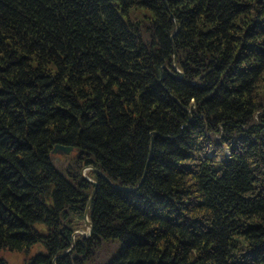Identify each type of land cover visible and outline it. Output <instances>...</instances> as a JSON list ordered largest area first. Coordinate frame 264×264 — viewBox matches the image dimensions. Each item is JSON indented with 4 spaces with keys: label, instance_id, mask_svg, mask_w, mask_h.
Returning <instances> with one entry per match:
<instances>
[{
    "label": "trees",
    "instance_id": "1",
    "mask_svg": "<svg viewBox=\"0 0 264 264\" xmlns=\"http://www.w3.org/2000/svg\"><path fill=\"white\" fill-rule=\"evenodd\" d=\"M106 248L264 264V0H0V264Z\"/></svg>",
    "mask_w": 264,
    "mask_h": 264
},
{
    "label": "water",
    "instance_id": "2",
    "mask_svg": "<svg viewBox=\"0 0 264 264\" xmlns=\"http://www.w3.org/2000/svg\"><path fill=\"white\" fill-rule=\"evenodd\" d=\"M72 146H66V145H63V144H56L54 149H53V152L54 153H66L68 154L71 150H72ZM86 169L87 168H83L81 173L82 175L87 178L88 180H90L93 185H94V188L91 192V195H90V200L87 204V207H86V210H85V221H86V224L88 226V230H81V231H77V232H81L84 236H89L92 232V221L88 218V209H89V206H90V201L92 199V197L94 196L95 192H96V189H97V186H98V181L90 178L89 176L86 175ZM106 177V176H105ZM120 187V186H119Z\"/></svg>",
    "mask_w": 264,
    "mask_h": 264
},
{
    "label": "rangeland",
    "instance_id": "3",
    "mask_svg": "<svg viewBox=\"0 0 264 264\" xmlns=\"http://www.w3.org/2000/svg\"><path fill=\"white\" fill-rule=\"evenodd\" d=\"M112 249L113 246H110V252L112 251ZM35 251V249H32V251L28 255L22 252L5 251L3 255L11 264H25V262L29 260L28 256L34 254ZM102 253V258L97 259L94 264H108L109 259L107 258V255H109V251L106 248Z\"/></svg>",
    "mask_w": 264,
    "mask_h": 264
}]
</instances>
